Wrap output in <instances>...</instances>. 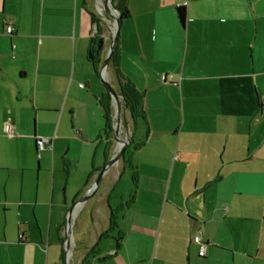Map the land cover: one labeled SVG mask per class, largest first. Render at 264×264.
<instances>
[{"label": "crops", "instance_id": "crops-1", "mask_svg": "<svg viewBox=\"0 0 264 264\" xmlns=\"http://www.w3.org/2000/svg\"><path fill=\"white\" fill-rule=\"evenodd\" d=\"M124 1L104 78L141 114L75 213V264H264V0ZM102 5L0 0V264H62L66 210L111 154Z\"/></svg>", "mask_w": 264, "mask_h": 264}, {"label": "water", "instance_id": "water-1", "mask_svg": "<svg viewBox=\"0 0 264 264\" xmlns=\"http://www.w3.org/2000/svg\"><path fill=\"white\" fill-rule=\"evenodd\" d=\"M107 3L110 4V6L113 8L114 11H116V15L114 16L115 19V26L113 27L112 23H109V21H106V16L108 19L111 18V14L109 10L107 9ZM118 10L114 8L112 0H103V5L100 9H98V17L100 21L103 22L105 25V28L107 30V38L109 40V44L105 53V56L103 60L100 63L99 69H98V76L100 77V81L103 83L106 91L108 92L109 95V106L114 105V112L110 113V130H108L107 133L110 131L112 132V137L113 140L112 142L110 141V145L115 141V146H113L112 153L110 156L105 159L104 163L102 166L95 172V176L93 181L91 182L90 185H88L87 189L78 197L74 198V200L71 202L70 206L66 210L65 213V221H64V226H63V241H62V246L64 245V258L62 261V264H70L69 258L71 257L72 254V248L70 241H72V229H73V218L75 216V213L77 210L82 209L86 203L90 201L91 198H93L98 189L99 185L102 182V179L106 172H108L112 167H114L120 160L124 158V152H125V147H127L128 143L130 142V139L128 138V133L130 132V125L129 122L126 119L125 116V111L127 110L126 108V103L124 101L123 94H121V91L115 90L112 86L111 83H109L107 80L104 78V73L106 71V66L108 65V62L111 58L112 53H114V50L116 48V42H117V36H118V29H119V22H120V17L118 14ZM95 28L97 29V24L95 25ZM105 37L101 36L99 41V44L96 48V51H93L95 53H98L99 51L102 50V44L104 42ZM89 57L93 58V54L91 51H89ZM122 101V103H121ZM116 109V110H115ZM111 112V111H110ZM118 115V118H122V125H123V135L124 140L118 144L119 140L116 137V132H115V127L113 123L114 115Z\"/></svg>", "mask_w": 264, "mask_h": 264}, {"label": "trees", "instance_id": "trees-1", "mask_svg": "<svg viewBox=\"0 0 264 264\" xmlns=\"http://www.w3.org/2000/svg\"><path fill=\"white\" fill-rule=\"evenodd\" d=\"M115 9L118 10V14L120 19L123 17H126L128 15V10L125 6V1L124 0H118V5L114 7ZM178 15L181 22L184 20V12L182 9L178 8ZM114 55V53H112ZM98 62V61H97ZM97 71V70H96ZM97 73V72H96ZM98 75V73H97ZM121 94H123L124 101L126 103V108L130 112V114L135 117V116H140L141 114V98L142 96L139 95L138 91L134 88L133 84L130 82H123L119 85ZM101 107L104 110V120H105V129L110 130V107H109V95L108 92L106 91V99L104 103L101 104ZM112 224V223H111ZM111 226V225H110ZM109 226V227H110ZM112 227H110L111 229ZM63 261V254L61 256V263Z\"/></svg>", "mask_w": 264, "mask_h": 264}, {"label": "rangeland", "instance_id": "rangeland-1", "mask_svg": "<svg viewBox=\"0 0 264 264\" xmlns=\"http://www.w3.org/2000/svg\"><path fill=\"white\" fill-rule=\"evenodd\" d=\"M92 2V1H91ZM112 3H113V6L114 7H116L117 5H118V0H112ZM93 8V7H92ZM93 13L95 14V15H97L98 16V14L94 11V9H93ZM120 20V19H119ZM107 44V43H106ZM98 46V42H97V44H96V47ZM97 79L99 80L100 79V77L99 76H97ZM96 79V80H97ZM100 81V80H99ZM109 82V81H108ZM109 83H111V81L109 82ZM111 86L114 88V86H113V82L111 83ZM115 90H117L116 88H114ZM118 91V90H117ZM121 103H122V101H121ZM114 105H112V106H109L110 107V110H111V113H113L114 112V107H113ZM125 116H126V119H127V121L129 120L128 118H129V116H128V112H127V110L125 111ZM128 122H130V121H128ZM129 125H130V123H129ZM122 127H123V125H122ZM144 131H145V125L143 124V122H141L140 121V119L139 120H136V123H135V132H134V139H135V142L136 143H138V142H140L141 140H143V138H144ZM112 132L110 131L109 133H108V138H109V140L112 142V140H113V137H112V134H111ZM113 146H115V141H113V143L109 146L110 147V153H112V150H113ZM79 149V148H78ZM52 157V154H50V159H52L51 158ZM51 161V160H50ZM136 161V160H135ZM138 161V160H137ZM136 161V162H137ZM96 166L97 167H101L102 166V164L101 163H99V162H96ZM127 173V172H126ZM124 174V176L122 177V179H121V182L122 181H124L125 179H127L128 177H130V175L129 174ZM90 206H87V207H85L84 209H83V211H81V213H82V215H84L85 216V213L87 212V213H89L90 212ZM88 216H87V219L89 218L90 219V214H87ZM84 219H85V217H84ZM77 232V229H75V233ZM112 232H114L115 234H117V232L115 231V229H114V231H112ZM113 237V235L112 234H110V238H112ZM106 239H108L107 237L106 238H102V241L105 243V241H107ZM75 240H77L76 239V236H75ZM72 242H73V240L72 241H70V244H71V248H72V254H71V257L69 258V263L70 264H75L76 263V260H75V258H74V256L76 255V252L75 251H77V249H74V245L72 244ZM60 243V242H59ZM62 249V250H61ZM64 245L62 246V244H59V246H58V251H59V253L62 251V254H63V258H64Z\"/></svg>", "mask_w": 264, "mask_h": 264}, {"label": "built area", "instance_id": "built-area-1", "mask_svg": "<svg viewBox=\"0 0 264 264\" xmlns=\"http://www.w3.org/2000/svg\"><path fill=\"white\" fill-rule=\"evenodd\" d=\"M10 32H11V26L10 25L6 26V33H10ZM12 129H13V126H9V128L6 129L9 136L14 135V130ZM48 143H49V139L47 137H37L34 144H36L37 151H40ZM21 235L22 234L18 236L22 237ZM193 240H194V243L198 244V247H199L198 254L200 256L204 255L207 243L201 240V233L194 236Z\"/></svg>", "mask_w": 264, "mask_h": 264}, {"label": "bare ground", "instance_id": "bare-ground-1", "mask_svg": "<svg viewBox=\"0 0 264 264\" xmlns=\"http://www.w3.org/2000/svg\"><path fill=\"white\" fill-rule=\"evenodd\" d=\"M107 9L109 10L110 14H111V18L108 19L107 16H106V21H109V23H112L113 27L115 26V19H114V16L116 15V11L113 10V8L110 6L109 3H107ZM104 76H105V73H104ZM116 110V109H115ZM113 123H114V127H115V134H116V137L118 138L119 142L118 144H120L123 140H124V136L123 135V127H122V118L119 117L118 118V115L116 116V114L114 115V119H113Z\"/></svg>", "mask_w": 264, "mask_h": 264}, {"label": "flooded vegetation", "instance_id": "flooded-vegetation-1", "mask_svg": "<svg viewBox=\"0 0 264 264\" xmlns=\"http://www.w3.org/2000/svg\"><path fill=\"white\" fill-rule=\"evenodd\" d=\"M99 39H100V34L97 36V40H96V42H95L94 51H96V48H97V47H96V44H97V42H98V44H99V41H98ZM99 52H100V51H99Z\"/></svg>", "mask_w": 264, "mask_h": 264}]
</instances>
